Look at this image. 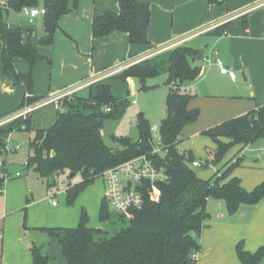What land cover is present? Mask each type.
<instances>
[{
	"label": "trees",
	"instance_id": "obj_1",
	"mask_svg": "<svg viewBox=\"0 0 264 264\" xmlns=\"http://www.w3.org/2000/svg\"><path fill=\"white\" fill-rule=\"evenodd\" d=\"M118 12L105 11L91 21L93 39L102 38L113 32L125 33L131 45H148L147 30L150 22L149 4L138 0H115ZM78 0H5L0 7L1 69L11 75L14 84H22L25 94L19 108L25 104L41 101V97L31 96L33 66L46 60L31 42V32L27 38L20 28L9 27L3 19V11L21 13L23 8L42 7L43 35L37 45L51 47L54 34L59 29V20L77 9ZM209 4L215 0H207ZM244 25L246 22L244 21ZM222 25L214 30L216 36L225 32ZM65 34V33H64ZM66 35V34H65ZM67 36V35H66ZM68 37V36H67ZM197 51L187 46L172 49L166 60L149 58L134 63L114 75L113 78L128 80L137 78L141 89H146L145 81L161 73L167 74L165 118L160 122L163 145L167 147L164 156L157 155L154 162L166 171L169 181L159 184L157 198L145 197L142 207L129 210L126 218L128 226L110 237L104 232L87 226V216L81 213L75 228H42L56 239L65 264H195L199 252V236L204 222L209 219L206 210L208 200L221 202L227 215H234L241 205L254 206L264 198V181L252 191L242 188L237 178L224 180L225 174L213 180H202L197 176L191 163L197 160L191 153L179 148L183 128L199 116L198 109L189 110L192 97L180 93V88L198 79L200 68L192 61ZM21 59L29 66L26 74L17 73L14 59ZM50 63L49 60H46ZM93 104L85 112L79 104L61 99L55 110V120L48 129L31 128L33 113L15 118L0 126V148L15 131L33 132L29 141L30 155L26 169H32L40 178L49 180L60 173L80 174L81 182L65 191L66 203L72 205L80 191L90 185L108 169L120 165L140 155H148L152 149L150 125L141 113L137 115L135 127L137 138L119 140L121 148L112 150L105 145L101 129L106 119H116L125 110L127 98H117L104 81L89 89ZM110 108L105 113L104 109ZM14 113V112H13ZM5 114L0 120L9 117ZM204 134L218 143L214 160L236 144H251L256 139L264 140V104L253 110L208 128ZM221 138L228 143L220 142ZM238 158L231 169L238 166ZM204 165V163L202 164ZM201 165V166H202ZM4 184L0 177V188ZM1 194V193H0ZM99 216L102 221L110 219L108 206L101 202ZM239 264H262L264 245L254 252L244 249L242 242L235 247ZM33 264H52L51 258L43 256L36 246L30 248Z\"/></svg>",
	"mask_w": 264,
	"mask_h": 264
},
{
	"label": "crops",
	"instance_id": "obj_2",
	"mask_svg": "<svg viewBox=\"0 0 264 264\" xmlns=\"http://www.w3.org/2000/svg\"><path fill=\"white\" fill-rule=\"evenodd\" d=\"M138 1L149 4L150 8V22L147 30L148 45H131L128 42L127 34L121 32H113L108 36L93 39L91 35L92 18L105 11L113 10L117 13L118 4L115 0L114 5L106 0H78L76 11L59 20V29L55 31L52 44L53 63L59 62V66L64 69V74L61 75L60 73L56 80H53V86L48 82L46 87L42 86L40 89V87L38 88L40 83L35 75L36 67L40 65L37 62L32 68L31 96L40 97V93H44L45 90L49 95L53 94L67 83L68 86L76 84L74 87L87 83L88 85L79 89V92L89 90L97 81H104L110 86L109 81L112 80L113 75L103 76L110 70L127 63L134 64L149 58L156 61H159V58L166 60L172 49L182 45L196 50L197 53L207 46L206 49L210 50L212 57L218 59L217 61L224 60L230 71L233 72L232 69L236 68L242 76L240 82H235L237 80L236 74L234 79H231L227 75H221L218 70V77L227 76L232 83H237L235 84L237 86H234L235 92L224 94L215 91L212 87H208L206 90L205 85V90H201L200 86L208 78L204 63L208 61V58L205 56V51L201 60L194 58L192 64L200 68V76L197 80L183 85L180 88V93L192 97L188 108L189 110L198 109L199 116L197 119L204 120L203 127L210 128L218 125L246 114L257 105L264 104V0H215V3L212 4H209L207 0ZM4 3L5 0H1L0 5L3 6ZM35 19L29 22L33 23ZM40 20L42 22V17ZM244 21L246 25H244ZM222 25L226 26L225 32L216 36L213 33L214 30ZM8 26L19 28L9 24ZM26 31L31 32V42L36 45L34 38H32V29L27 28ZM26 38L27 33L24 34V39L26 40ZM79 39L82 40L81 44L88 43L89 46H92L90 58L81 56L83 53L89 56L90 51L89 46L85 50H80L78 47ZM70 42H75L76 46L74 47H77L82 54L79 51L76 52ZM153 44L158 46L155 47ZM1 49L0 43V65ZM37 50L46 60L51 61L42 48L37 47ZM22 61L18 58L14 59L13 66L17 73L26 74L29 72V66L25 61V63ZM254 63L257 65L256 71L252 68ZM214 67L218 69L216 65ZM164 75L165 84L167 74ZM129 82L132 87L135 86L133 79ZM20 85L25 96L24 88L22 84ZM0 90L5 95L12 92L10 81L0 80ZM22 100L21 98L20 104ZM19 106L9 111L3 108L6 112L0 117L15 113ZM182 140L183 138H181ZM252 145V143L245 145L242 153L250 152L258 158V152L262 150L261 148H252ZM14 153H16L15 149L12 154ZM198 161L203 164L200 159ZM262 163L264 164V159ZM9 165L11 167V164ZM8 170L10 169L8 168ZM263 180L264 170L257 176L255 185ZM18 199L10 197L7 192L1 197L0 264H33L31 254L28 252L30 244L37 246L43 256L58 257L59 250L51 238L28 232L31 241H28L24 246L19 235L10 237L11 228L20 220L18 214L22 202ZM47 201L52 208L57 207V203L52 206L49 199ZM208 213L209 219L204 222L199 236L200 249L196 255L195 264H239L237 257H235V247L239 242H242L244 249L251 253L264 245V201L254 207L241 205L232 216L227 215L223 204L216 201L214 210ZM40 226L42 225L36 224L29 227ZM88 227L107 233L99 227ZM14 239L16 243L13 242ZM13 247L17 250L15 253H13Z\"/></svg>",
	"mask_w": 264,
	"mask_h": 264
},
{
	"label": "rangeland",
	"instance_id": "obj_3",
	"mask_svg": "<svg viewBox=\"0 0 264 264\" xmlns=\"http://www.w3.org/2000/svg\"><path fill=\"white\" fill-rule=\"evenodd\" d=\"M106 1L114 5V0ZM0 7L2 6L0 5ZM111 11L114 12L113 10ZM41 17L42 16L36 17L34 22L30 23L28 17H26L22 13L3 11L4 21L9 25L19 27L22 30L23 34L27 33V28L32 29V38H34L36 46L42 48V50H44L48 54V57L51 60L50 63H48L46 60L39 61L38 63L40 65L36 67L37 69L35 75L37 76V80L40 83V86H38V88L40 87V89L42 86L46 87V85H48V82H50L53 86V80L55 81L56 77L60 73L61 75L62 73L64 74V69L59 66V62L55 64L53 63V45L52 47L37 45L40 36L43 34L42 22L40 20ZM79 40L80 43L78 44L77 42V44L78 47H80V50L87 49L89 44H81L82 40ZM70 43L76 52L79 51L77 47H74L76 46L75 42ZM154 46L156 47L158 45ZM91 47L92 46L90 45L88 48L90 51L89 56H87V54L85 53H83V55L81 56L84 58H90L93 50ZM204 51L206 53L205 56H207L208 58V61L204 62L206 67V75L208 74V78L204 82V84L200 86V89L205 90V85L206 90L208 89V87H212L215 91L224 94L235 92L234 86H237L235 85L237 83H232L227 76L218 77L219 69H216L214 67L218 59L211 56L209 49H205ZM79 53L82 54L81 51H79ZM161 60H163V58H159V61ZM222 61L224 62V60ZM22 62L25 63L24 61ZM132 64L127 63L122 66L128 67ZM252 68L254 71H256L257 65L255 63L252 64ZM232 70L233 73L237 76V80L235 82H240V80H242L241 73H238L236 68H233ZM121 71L122 70L112 75L114 76L118 73L120 74ZM106 74L107 73L103 74V76ZM31 75L33 78V69L31 71ZM131 79H133L135 82V86L133 87L129 82ZM164 79V73H161L154 78L147 79L145 81L146 89L144 90L141 89L140 81L134 77L129 78L128 81L117 78H112V80L109 81L113 95L117 98H127L128 104L124 112L119 117H117L116 119H106L103 121L101 135L106 146H108L112 150H118L121 148V145L119 143L120 139L129 138L131 140H135L137 138L135 121L139 113H141L143 117L148 121L150 127L159 126L160 122L165 118L164 110L166 109V96L169 90L168 86L164 84ZM0 80H4V82H6V80L10 81V87H12L13 89L12 92L6 95L2 94L0 90V115H2L6 112L4 111V109L9 111L17 108L20 104L21 98L23 99L24 94L22 93L21 85L14 84L13 77L2 72L1 65ZM98 82L100 81H97L96 83ZM96 83H94L93 86ZM67 84L60 87L61 89L59 91H56L50 95L46 90L44 93H40L41 101L52 99L68 91L69 89H72L76 85L75 84L68 86ZM200 89L199 91H201ZM79 91L80 90L71 92L70 94L64 96L62 99L66 98L67 100L73 101L74 104H79L81 107H83V109H85L84 111L87 112L88 108L86 107L93 104L92 100L89 97V90L87 89L82 92ZM132 101L135 102L133 103ZM53 107V105H46L36 110L33 113L31 128H50L55 119V109ZM11 116L12 114L9 117ZM203 125V119H196L194 122L186 125L182 130L181 138H183V140L179 145V148L182 151L191 153L193 157H195L197 160L200 159L204 163V165H202L201 167L194 169L197 176L206 181L213 180L216 177H220L225 174V181L231 178H237L246 191H252L256 186L255 182L257 176L264 170V164L262 163L264 159V140L256 139L252 143V148H261L262 150L258 152V158L250 152L242 153L245 145L236 144L229 147L223 153L220 159L214 160V154L218 148V143L210 136L204 134V131L208 128L203 127ZM32 138L33 132L31 130L13 132L9 138V141L5 142V145H9L10 149L14 148L16 150V153L12 154L10 151H8L5 154H1V156L3 155L2 157L6 158L8 163L11 164V167H8L10 169L9 173H21V177L12 178L3 184V192L0 196V206L1 197L4 196L6 192L10 194V197H13L14 199L19 198L18 200L22 202V206L20 207L18 214L20 220L11 228L12 234H10V237L19 235V237H21V239L23 240L24 246L28 241H31V237L28 235V232L37 233L44 237L46 236L49 239L51 238L53 243L59 250L58 257L51 258L52 264H64V259L56 239L50 237L47 232L42 230V228H75L80 222L82 211L86 213L87 226L99 227L107 232L103 237H110L120 229L128 226L126 219L124 221L120 220V216L110 209V219L106 221H102L100 219V203L104 197V181L101 177L95 179L90 185L80 191L74 203L72 205H68L66 203L65 191L68 187H72L81 182L82 179L80 174L69 177L70 173L64 172L58 174L54 178L46 180L40 178L35 172H33L32 169H26L25 163L31 153L28 144ZM228 141L229 140L226 138L220 139V142L223 143H228ZM238 158H242L241 163L231 169V165ZM47 199L55 201L57 203V207L52 208L48 204ZM263 201L264 198L258 204H261ZM214 205H216V201H207V211L211 213V211L214 210ZM36 224L42 226L36 228L29 227ZM13 242H15V239L13 240ZM32 246L35 245L30 244L29 247L31 248ZM13 249V253H15L17 250H15L14 247ZM28 252L30 253V249H28ZM262 264H264V258Z\"/></svg>",
	"mask_w": 264,
	"mask_h": 264
},
{
	"label": "built area",
	"instance_id": "obj_4",
	"mask_svg": "<svg viewBox=\"0 0 264 264\" xmlns=\"http://www.w3.org/2000/svg\"><path fill=\"white\" fill-rule=\"evenodd\" d=\"M21 13L28 17L29 21L32 22L36 17L43 16L45 14V9L42 7L23 8ZM215 65L218 67L221 75H227L229 78L234 79L235 74L229 70L224 62L217 61ZM126 67L127 66H119L110 70L109 73L107 72L105 76L112 75ZM87 85V83L80 84L52 99L40 101L34 104H25L20 110L12 114L11 117H6L0 120V126L18 117H22L24 119L27 115L46 105H53V108L57 110L59 108V102L64 96L86 87ZM24 98H29V95L25 94ZM132 102L134 103V101ZM104 112H110V108H105ZM150 134L152 149L148 155L135 157L106 170L101 175V178L104 181L103 201L108 206V209L114 211L120 217L126 218L129 210L140 209L146 196L150 199L157 198L160 194L158 188L159 184H164L169 181L166 171L161 167H157L154 162L155 156H164L167 152V147L163 145L162 142L160 127H150ZM9 138L10 136L6 141H9ZM10 150L9 145H5L4 148H0V177L3 179L4 183L12 178L21 176L19 172H15L14 174L9 173V163L6 158L2 157L3 155L1 156V154H5ZM190 165L192 168H199L202 163L198 160H194ZM2 192L3 185L0 188V193ZM49 202L52 206L56 205L55 201L49 199Z\"/></svg>",
	"mask_w": 264,
	"mask_h": 264
},
{
	"label": "water",
	"instance_id": "obj_5",
	"mask_svg": "<svg viewBox=\"0 0 264 264\" xmlns=\"http://www.w3.org/2000/svg\"><path fill=\"white\" fill-rule=\"evenodd\" d=\"M207 48V46H205L203 49H201L199 52H198V55L196 56V59L197 60H201L202 59V56H203V53H204V50ZM168 110L165 109V114H167ZM11 153L14 152V149H11L10 150ZM74 175L73 174H70L69 177H73Z\"/></svg>",
	"mask_w": 264,
	"mask_h": 264
}]
</instances>
